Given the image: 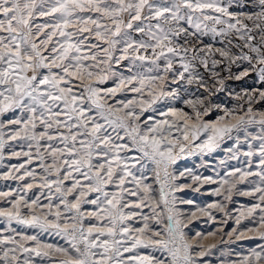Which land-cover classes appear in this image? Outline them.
Listing matches in <instances>:
<instances>
[{
    "label": "snow or ice",
    "instance_id": "1",
    "mask_svg": "<svg viewBox=\"0 0 264 264\" xmlns=\"http://www.w3.org/2000/svg\"><path fill=\"white\" fill-rule=\"evenodd\" d=\"M236 8L241 10L236 11ZM40 18L47 19L37 23ZM190 28L195 31H190ZM209 31L226 39L234 35L242 41L239 55L226 48L216 51L220 57L233 62L237 59L247 61L264 80V0H243V3L240 0H0V116L17 109L29 114L26 120H9L12 125L22 126L9 139L20 138L23 132L27 139L35 142L41 160L44 157L40 148H45L52 157V163L44 165V171L48 175L55 173L56 179L49 180L45 176L42 187L55 185L60 198L57 211L53 213L51 203L42 205L38 198L29 203L21 196L11 202L10 208L0 209V218L9 224L15 221L44 231L54 229L69 244L68 247L43 244L36 236L13 229L15 235H0V246H3L0 247L3 253L0 264H34L35 257L49 258L50 264H197L192 256L193 245L185 239L181 221L171 214V208H168L170 214L165 238H160L161 232L150 229L147 215L124 211L130 207H147L146 201L153 199L152 186L144 182L147 177H137L132 171L137 164L141 170L146 169L149 163L155 166L160 199L168 206L165 192L169 179L168 165L176 159L173 150L179 139H169L166 135L173 127L182 130L184 141H194L202 133H207V139L197 147L202 151H212L216 142L233 129L244 124H259L262 134L253 139L260 141L258 154L261 159L257 166L261 170L236 169L230 175L235 176L239 172L240 179L249 176L260 178L261 184L245 194L259 193L261 203L247 209V214L253 215L257 209L264 212V114L260 119L254 115H248L247 120L239 116L235 124L221 126L206 122L190 124L192 117L172 109L163 115L177 119L158 121L145 132H141L135 123L138 119L137 104L143 110V104L155 102L158 95L155 86L165 79V75L160 73L173 71L175 57L181 60L183 71L179 72L180 79L194 68L191 61L185 60L189 51L193 53V60L199 58L200 63L208 67L207 56L215 55L210 45L208 53L198 57L195 47H185L179 40ZM131 32L141 38H133ZM187 43L189 41L184 39V44ZM228 43L232 44V40ZM118 45H122L119 57L115 55ZM235 46L241 47L239 44ZM161 60L164 61L163 66ZM253 60L256 64H252ZM122 61L130 62L126 65L129 75L113 70V63L120 65ZM218 63L220 61L212 60L213 67ZM110 77L117 78L114 88L97 87ZM193 79L201 78L190 75L189 83ZM77 83L79 92L74 87ZM121 90L138 96L127 102L119 101V108L108 105L106 97ZM145 91L151 100L145 97ZM260 95L264 97V92ZM86 103L98 110L99 120L105 123L88 115L91 109L85 107ZM194 111L195 119L199 121L201 112L195 106ZM121 112L122 115L119 114ZM248 113H252L251 108ZM204 114L207 115L206 109ZM38 123L42 127L39 132L36 131ZM105 124L113 131L124 129L132 146L114 143ZM117 139L122 138L117 135ZM41 141L45 143L42 145ZM52 141H58L62 146ZM3 147L0 139V150ZM133 150L142 155L139 158L121 155ZM179 151H185L183 144ZM24 155L31 159L30 153ZM245 155L252 156L253 153ZM94 158L96 163H93ZM145 158L146 162L140 163ZM23 167V164L13 166L16 171ZM73 173L79 174L87 183H82ZM26 175L34 178L31 171ZM68 180L72 181L71 186L65 187L64 182ZM126 182L135 184L136 191H129L125 187ZM108 185H114L117 191H106ZM27 187L31 189L32 185ZM126 192L139 196V201L124 203ZM91 193L99 195L89 199ZM9 195L0 192V196ZM85 204L95 206L88 214L94 222L87 227L82 211ZM60 205H63L64 213L71 214L65 216L63 224L60 223ZM22 207L28 210V215L22 213ZM45 207L47 212L36 213L35 208L43 210ZM157 207L159 204L152 206L151 210L159 223ZM137 215H141L144 223L142 227L133 228L126 222ZM259 225L264 227V215L260 217ZM260 238L264 239V232H260ZM29 242L33 246H29ZM138 249L151 251L141 253ZM157 251L163 255H154L153 252ZM261 261H264V250L253 251L240 264H260Z\"/></svg>",
    "mask_w": 264,
    "mask_h": 264
},
{
    "label": "rangeland",
    "instance_id": "2",
    "mask_svg": "<svg viewBox=\"0 0 264 264\" xmlns=\"http://www.w3.org/2000/svg\"><path fill=\"white\" fill-rule=\"evenodd\" d=\"M243 3V0H240ZM236 11L241 9L236 8ZM47 18H40L36 22L43 23ZM187 27V25H185ZM195 31L194 29H189ZM135 39H140V35L131 32ZM43 38V37H40ZM184 39L189 43L184 44ZM232 40V44L228 43ZM259 37H257V41ZM39 43V39H37ZM179 43L185 47H195L197 56H203L208 53V46H211V51L215 55L209 54L208 67L205 68L200 63L199 58L193 60V53L188 52L185 57L186 61H191L194 68L190 69L189 73L184 74V79H180L179 72L183 71L181 67L180 57L174 58L173 71L165 75L163 82H157L156 92L157 98L152 104H137L138 119L135 121L139 125L141 132L156 125L158 121L177 119L170 115H163L170 110L175 109L177 113H185L188 117H192L189 123L199 122L208 123L209 125H232L236 123L239 116H244L247 120L248 115H254L257 119L264 114V97L260 95L264 92V80L260 78V74L256 70H252L247 61L235 60L233 62L229 58L220 57L217 49L226 48L232 54L239 55L243 45L242 41L236 39L234 35H230L227 39L223 36L216 35L212 32L198 33L196 36H187L181 38ZM241 45L236 47L235 45ZM122 45L117 46L115 55L120 56L119 49ZM203 49V51H200ZM247 52V49H243ZM48 53H45L47 55ZM220 61L215 67L212 66V60ZM129 61H122L120 65L113 63V70L129 75L126 65ZM164 61L160 64L163 66ZM252 64H256L253 60ZM259 65H257V68ZM47 71V70H42ZM247 72V75L244 73ZM200 77L201 79H193L189 83V76ZM239 77V78H238ZM117 78L110 77L104 84H98L101 89L114 88ZM77 92L80 90V85L75 86ZM163 95H159V93ZM103 95V92H102ZM138 94L127 90L118 91L114 96L106 97V103L119 108V101L132 100L137 98ZM145 97L151 100L152 97L145 91ZM191 101V103H189ZM201 112L200 120L196 121L195 111ZM86 108L91 109L88 115L96 117L99 120L98 110L91 104L86 103ZM252 109V113H248V109ZM205 109L207 115L204 114ZM120 115L123 112L119 113ZM28 113L17 109L10 111L3 116H0V139L4 143V147L0 150V192L10 193L8 197L0 196V209H8L11 207V202L23 196L29 203L38 198L39 203L47 206L49 203L53 205L52 212L57 211L56 205L60 203L59 194L55 191V185L52 188L42 187L44 177L49 180L56 179L55 173L48 175L44 171V165H51L52 157L44 147L40 148V154L44 159L38 158L35 142L27 139L25 134L21 132V137L15 140L9 139L16 130H19L21 125H12L9 123L11 119H27ZM223 117L224 119H221ZM100 123H105L99 120ZM107 134L111 135L113 142L117 144H128L132 146V142L124 129L117 128L113 131L112 127L105 124ZM63 130V129H62ZM37 132L42 131L39 125ZM182 131V130H181ZM181 131L176 127L171 129L168 135L169 139L179 138L176 148L173 150V155L176 157L173 163L168 165L169 179L165 187L168 206H165L160 199V185L156 182L155 166L148 164L144 170L140 169V164L132 168L133 173L137 176H146L144 181L152 186V200L146 201L149 206L141 209L135 207L125 208L124 211H135L141 215L149 217L148 223L152 231H159L163 235L160 238H165L166 228L168 225V208L172 209L171 214L181 221V228L185 239L193 245L192 256L197 264H240L245 257H250L253 251L261 252L264 250V239L260 238V232H264V227H260V217L264 215L259 209L255 214L248 215L247 209L255 204L261 203L258 199L259 193L255 195H246L251 192L257 185L261 184L258 176H249L240 179V173L235 176L230 175L236 169L241 171L258 172L261 169L257 166L261 159L258 154L260 141L253 137L260 136L261 126L259 124H244L238 129H233L229 134L216 142V146L212 151L207 149L201 150L197 145L202 144L207 139V133H202L198 139L184 141L181 136ZM117 135L122 139H117ZM239 141V143H237ZM45 142L41 141L43 145ZM51 143L58 144V141ZM183 144L185 151L180 153L179 147ZM251 144V147L249 146ZM31 145V147H30ZM252 152V156H247L245 153ZM19 153V155H16ZM24 153H30L29 156ZM121 155L134 156L139 158L142 154L135 150L131 152H122ZM141 160L140 163L146 162ZM37 161V162H36ZM96 163V159H93ZM23 164L24 167L16 171L13 166ZM212 164V165H211ZM33 172L34 178L27 176V172ZM73 175L80 179L82 183H87L77 173ZM8 177V178H5ZM23 177V179H20ZM199 177V179H193ZM131 180V177H128ZM161 180H163V172H161ZM227 181V183H225ZM72 181L64 182L65 187H70ZM31 184L29 189L27 186ZM129 191H136V185L133 183L125 184ZM230 189V191H229ZM108 192H115L117 189L114 185H108L105 189ZM98 193H91L89 199L95 198ZM142 195V193H141ZM72 199L71 196L68 197ZM139 196H131L127 192L124 193V203L138 202ZM159 204L156 211L160 213L157 223L156 218H153L152 206ZM264 207V205H262ZM95 209L94 205L85 204L82 211L85 214V227L90 222H94V218L88 214ZM22 213L28 215V210L22 207ZM61 211L60 223H65V216L71 215L64 213L63 205H60ZM38 215L47 212L48 208L43 210L35 208ZM243 213V215H241ZM141 215L134 216L126 223L139 228L143 226L144 221ZM52 217H49L51 219ZM26 235H34L43 244H51L53 246L68 247V241L62 235H58L56 230L48 229L47 231L35 227H27L17 224L15 221L10 224L3 218H0V235L11 236L15 232ZM251 229V230H250ZM19 239V237H17ZM29 246H33L29 242ZM3 247V246H0ZM144 253L151 251L149 249H138ZM203 253V255H201ZM0 250V255H2ZM154 255L162 256L161 252H153ZM128 255L127 253L125 254ZM24 257L21 256V259ZM34 264H50L49 258L35 257ZM260 264H264L261 261Z\"/></svg>",
    "mask_w": 264,
    "mask_h": 264
},
{
    "label": "bare ground",
    "instance_id": "3",
    "mask_svg": "<svg viewBox=\"0 0 264 264\" xmlns=\"http://www.w3.org/2000/svg\"><path fill=\"white\" fill-rule=\"evenodd\" d=\"M37 162V161H36ZM212 165V164H211Z\"/></svg>",
    "mask_w": 264,
    "mask_h": 264
}]
</instances>
